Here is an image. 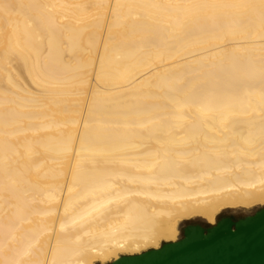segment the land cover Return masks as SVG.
<instances>
[{"label": "bare ground", "instance_id": "bare-ground-1", "mask_svg": "<svg viewBox=\"0 0 264 264\" xmlns=\"http://www.w3.org/2000/svg\"><path fill=\"white\" fill-rule=\"evenodd\" d=\"M263 205L264 0H0V264Z\"/></svg>", "mask_w": 264, "mask_h": 264}, {"label": "water", "instance_id": "water-1", "mask_svg": "<svg viewBox=\"0 0 264 264\" xmlns=\"http://www.w3.org/2000/svg\"><path fill=\"white\" fill-rule=\"evenodd\" d=\"M109 264H264V208L236 221L217 218L207 228L187 226L177 242Z\"/></svg>", "mask_w": 264, "mask_h": 264}, {"label": "rangeland", "instance_id": "rangeland-1", "mask_svg": "<svg viewBox=\"0 0 264 264\" xmlns=\"http://www.w3.org/2000/svg\"><path fill=\"white\" fill-rule=\"evenodd\" d=\"M264 208V205L263 206H256L248 211L246 210H223L217 217L219 218L220 216L222 215H228L234 219H242V218H245L247 216H251V215H254L259 209H262ZM188 222H191V223H198V224H201L202 226L204 227H208L210 225L206 224L202 219L200 218H193L192 220L188 221ZM183 227V226H182ZM182 227H181V230H182Z\"/></svg>", "mask_w": 264, "mask_h": 264}, {"label": "flooded vegetation", "instance_id": "flooded-vegetation-1", "mask_svg": "<svg viewBox=\"0 0 264 264\" xmlns=\"http://www.w3.org/2000/svg\"><path fill=\"white\" fill-rule=\"evenodd\" d=\"M227 217H229V218H231L232 220H234V221H236V219H234V218H232V217H230V216H228V215H222V216H220L219 218H218V221H220L221 219H223V218H227ZM238 220V219H237ZM195 225H201V224H198V223H189V224H186V225H184L183 227H182V231H183V229L184 228H186L187 226H195ZM202 226V225H201ZM204 227V226H203ZM204 228H207V227H204Z\"/></svg>", "mask_w": 264, "mask_h": 264}]
</instances>
